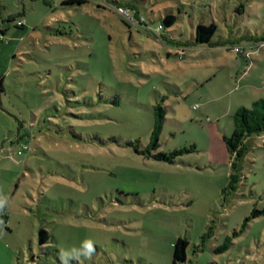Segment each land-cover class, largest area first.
I'll list each match as a JSON object with an SVG mask.
<instances>
[{
    "label": "rangeland",
    "instance_id": "obj_1",
    "mask_svg": "<svg viewBox=\"0 0 264 264\" xmlns=\"http://www.w3.org/2000/svg\"><path fill=\"white\" fill-rule=\"evenodd\" d=\"M64 1L0 0V264H60L88 240L92 259L70 264H172L179 237L184 264H264V213L242 227L264 211V133L223 193V137L264 97V0ZM159 103L157 151L195 146L174 164L141 153Z\"/></svg>",
    "mask_w": 264,
    "mask_h": 264
},
{
    "label": "trees",
    "instance_id": "obj_2",
    "mask_svg": "<svg viewBox=\"0 0 264 264\" xmlns=\"http://www.w3.org/2000/svg\"><path fill=\"white\" fill-rule=\"evenodd\" d=\"M90 0H65L63 4L68 5H83ZM132 7V6H129ZM121 9V8H120ZM240 8L239 12H242ZM177 16L174 14H168L164 17L163 23L167 28L173 27L177 23ZM163 26L160 25V28ZM23 28V27H22ZM218 30L216 23L210 24H198L196 26L194 42L196 44H212V39ZM1 36L4 37L6 29H1ZM0 36V37H1ZM238 49V53L244 54L245 49L238 46H234L233 49ZM165 109L162 104L154 106V125L150 138V144L146 150L141 151L142 154L153 158L156 161L166 162L174 164L177 158L183 155L185 152H191L195 149V146H191L190 149L175 150L172 152H159L157 151L159 145L160 134L165 122ZM233 132L230 136H224L223 140L226 145V149L231 156V166L229 173L228 186L223 190V193L235 192L238 189L241 181V161L243 160L247 152V141L257 134L264 133V97L253 102L250 108L240 107L233 115ZM25 138V137H24ZM23 139V137H21ZM24 143H21L20 147L16 151L18 156H23L31 151L32 139L26 136ZM24 145H29V150L23 151L22 154L18 152ZM130 145V144H129ZM156 151V152H154ZM264 211H252L251 215L246 217L242 227L245 228L248 222L257 217ZM41 242H46L48 235L45 230L40 231ZM226 247V245H224ZM189 247V241L186 238L179 237L173 243V261L172 264H184L187 262V249Z\"/></svg>",
    "mask_w": 264,
    "mask_h": 264
},
{
    "label": "clouds",
    "instance_id": "obj_3",
    "mask_svg": "<svg viewBox=\"0 0 264 264\" xmlns=\"http://www.w3.org/2000/svg\"><path fill=\"white\" fill-rule=\"evenodd\" d=\"M7 205L6 198L0 197V212H2ZM96 252L95 244L93 241L88 240L79 250H72L71 252H62L60 255V264H70L71 260L80 261L81 258L91 260Z\"/></svg>",
    "mask_w": 264,
    "mask_h": 264
},
{
    "label": "built area",
    "instance_id": "obj_4",
    "mask_svg": "<svg viewBox=\"0 0 264 264\" xmlns=\"http://www.w3.org/2000/svg\"><path fill=\"white\" fill-rule=\"evenodd\" d=\"M122 12L126 13V11H124V10H122ZM16 24H17V26L24 27L26 24V21L24 19H19V20H17ZM0 36H1V32H0ZM236 51L238 52V49H236ZM29 149H30L29 145H24L23 148L18 152V154H22L23 151H27Z\"/></svg>",
    "mask_w": 264,
    "mask_h": 264
},
{
    "label": "crops",
    "instance_id": "obj_5",
    "mask_svg": "<svg viewBox=\"0 0 264 264\" xmlns=\"http://www.w3.org/2000/svg\"><path fill=\"white\" fill-rule=\"evenodd\" d=\"M5 27H6V26H5ZM5 29H6V28H5ZM6 33H7V29H6ZM5 35H6V34H5ZM5 35H4V36H5Z\"/></svg>",
    "mask_w": 264,
    "mask_h": 264
}]
</instances>
